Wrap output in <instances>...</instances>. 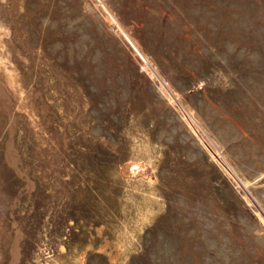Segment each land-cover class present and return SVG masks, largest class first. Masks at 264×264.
Returning <instances> with one entry per match:
<instances>
[{
	"label": "rangeland",
	"instance_id": "rangeland-1",
	"mask_svg": "<svg viewBox=\"0 0 264 264\" xmlns=\"http://www.w3.org/2000/svg\"><path fill=\"white\" fill-rule=\"evenodd\" d=\"M0 264H264V0H0Z\"/></svg>",
	"mask_w": 264,
	"mask_h": 264
}]
</instances>
